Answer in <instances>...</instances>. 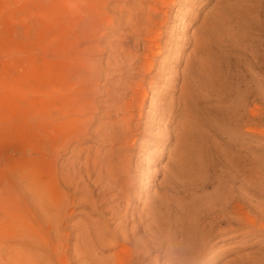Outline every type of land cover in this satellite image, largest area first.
<instances>
[{
  "label": "bare ground",
  "instance_id": "6f19581e",
  "mask_svg": "<svg viewBox=\"0 0 264 264\" xmlns=\"http://www.w3.org/2000/svg\"><path fill=\"white\" fill-rule=\"evenodd\" d=\"M200 1L212 7L192 21L199 25L174 52L173 69H181L166 77L170 67L157 65L167 62L163 55L176 41L171 10L178 0H81L76 33L70 42L51 41L56 49L47 55L58 69L62 62L71 69L47 89L56 109L49 100L42 163L25 156V164L13 165L5 178L8 186L14 177L29 185V177L35 179L34 189L23 188L40 208L28 211L42 222V235L19 225L29 213H19L20 221L15 217L16 208L33 209L22 194L24 205L3 213L21 230L0 234V264H203L216 243L241 236L243 208L234 197L199 200L191 159L199 161L201 177L207 158L195 142L210 117L252 122L242 109L264 89V75L260 81V58L252 51L243 74L226 86L222 63L244 0ZM263 35L264 23L259 40ZM163 78L166 92L157 89ZM153 100L165 107L148 125L142 122L144 107ZM159 146L167 160L163 167H147L150 157L139 161L142 152L158 154ZM231 154L220 164L223 189L234 180ZM6 190L16 199L17 192Z\"/></svg>",
  "mask_w": 264,
  "mask_h": 264
},
{
  "label": "rangeland",
  "instance_id": "374dc122",
  "mask_svg": "<svg viewBox=\"0 0 264 264\" xmlns=\"http://www.w3.org/2000/svg\"><path fill=\"white\" fill-rule=\"evenodd\" d=\"M80 2L81 0H0V181H2L0 186L3 188L0 187V195H2L0 196V212L2 213L0 218L3 220L2 223L0 222V234L4 236L16 232L14 230L18 227L16 225L18 221L6 218L8 214L3 218V213L6 211L9 213L12 209L14 213L20 209L15 216L19 221V213H29L28 221L24 219L20 223H26V226L32 227L30 228L32 232L42 235L40 231L43 227L42 222L36 221L30 215L35 210L38 212L40 208L30 201L32 198L30 199L29 190L24 191V186L28 187L29 181L23 182L19 180V177H14L15 184L8 186L9 181L6 179L13 165L17 168L18 165L25 164V156H30L42 163L40 157L43 154L47 134L44 130V121L49 100L53 102L56 109L54 97L51 95L52 98H48L47 89L57 80L58 75L61 76L62 71L71 69V64L68 62H62L63 70L58 69L57 60L51 61L47 55L50 50L56 49V45L51 44V41L61 39L63 43L70 42L76 33L77 19L81 16L78 11ZM200 2V0H178L171 10V25L175 28L176 41L170 48V54L163 55L167 57V62L157 65L163 68L170 67V70L165 72L166 77L172 76L175 69H181L178 66L173 69L177 58L174 52L181 48L184 37H187L199 25L192 21L196 18L199 20L212 7ZM242 5L244 6L242 15H239L236 21L234 20L233 29L229 33V56L224 57L222 63L226 86L231 80H235L236 75L243 74V67L247 64L244 59L252 51L260 58L258 62L260 67L256 69L260 81L264 75V35L261 40L257 36L259 26L264 23V0H244ZM70 44V47L74 46L72 42ZM251 66H253L252 63ZM167 88L169 89V86L163 78L157 89L166 92ZM164 107V104H159L155 100L149 101L144 107L142 122L151 125L153 118L158 121ZM242 112L252 120L251 123L234 124L231 119L223 115L212 116L208 119V126L196 139L200 144L195 142L196 147L199 148L198 145H200L203 149L208 161H206L207 168L201 172L203 175L200 177L196 171L199 161L195 155L191 159L192 165L196 168L194 179L198 182L196 191L198 199L211 203L220 198L230 201L234 197L238 208H243L240 220L241 236L216 243L214 252L207 256L203 264H227L240 258L244 261L240 264H264V234L257 236L254 234L264 233V89L258 90L256 95L249 99ZM158 151L159 153L155 156L142 152L139 161L144 162L147 157H150L152 160L147 162V167L154 170L160 169L167 160H163L160 155L162 146L158 147ZM228 154L235 155L234 180L233 183H227L226 188L223 189L220 186V175L223 171L220 164L228 163L226 159ZM147 175L148 172H145L143 177L145 181ZM24 179L27 180V178ZM29 180H33L31 181L33 186L31 184L29 186L34 189L35 179L29 177ZM19 183L22 185L21 188ZM17 186L20 191L18 188L15 190L12 188ZM7 188L11 191L13 189L11 193L17 192L16 199L13 200L7 196L10 192L6 190ZM22 194L29 196L28 201L31 205L33 204V209L25 207L27 210L25 208L14 210L17 205H24L21 203ZM28 209L33 211L30 212ZM15 217L14 219L17 220ZM39 217L41 219V216ZM20 223L19 225L24 227V224ZM28 227L25 229H29Z\"/></svg>",
  "mask_w": 264,
  "mask_h": 264
}]
</instances>
